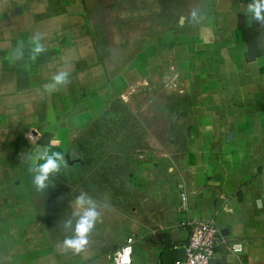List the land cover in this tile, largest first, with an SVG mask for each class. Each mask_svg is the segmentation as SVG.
Returning a JSON list of instances; mask_svg holds the SVG:
<instances>
[{"label": "crops", "instance_id": "0c3cea01", "mask_svg": "<svg viewBox=\"0 0 264 264\" xmlns=\"http://www.w3.org/2000/svg\"><path fill=\"white\" fill-rule=\"evenodd\" d=\"M248 2L0 0V264H112L130 238L132 264H170L200 220L220 233L212 264H264V27L248 31ZM59 71L69 83L47 91ZM45 147L68 166L37 192ZM81 191L107 206L74 254L58 245Z\"/></svg>", "mask_w": 264, "mask_h": 264}, {"label": "clouds", "instance_id": "9594fccd", "mask_svg": "<svg viewBox=\"0 0 264 264\" xmlns=\"http://www.w3.org/2000/svg\"><path fill=\"white\" fill-rule=\"evenodd\" d=\"M243 7V6H242ZM248 23L255 22L264 27V0H249L246 7H243ZM193 22L198 21V10L193 9L190 13ZM43 37L37 33L31 37V58L36 59L41 53L46 51L42 43ZM23 56L22 45L16 50V58ZM52 83L45 85L47 91H54L58 86H65L69 83L68 73L59 71L52 76ZM28 173L32 177V184L37 192H43L52 184L53 179L68 165L65 157L60 152L50 151L45 147L29 157ZM106 202L102 205L87 192L81 191L71 202L72 213L64 223V230L71 231L70 236L58 246L63 251H72L74 254L82 253L89 244V236L94 231L95 225L101 220V208L106 207Z\"/></svg>", "mask_w": 264, "mask_h": 264}, {"label": "built area", "instance_id": "2783aa9c", "mask_svg": "<svg viewBox=\"0 0 264 264\" xmlns=\"http://www.w3.org/2000/svg\"><path fill=\"white\" fill-rule=\"evenodd\" d=\"M31 140H35L29 135ZM182 207L186 209V197L182 198ZM220 242V233L214 221H195L191 223V235L186 244L175 250L184 248L187 253L185 261H177L174 264H212L216 250ZM233 250H242L240 242L234 243ZM133 239L117 250L112 257V264H132Z\"/></svg>", "mask_w": 264, "mask_h": 264}, {"label": "water", "instance_id": "95a60500", "mask_svg": "<svg viewBox=\"0 0 264 264\" xmlns=\"http://www.w3.org/2000/svg\"><path fill=\"white\" fill-rule=\"evenodd\" d=\"M167 258H170V264H174L177 261H185L187 259V253L184 248L171 250Z\"/></svg>", "mask_w": 264, "mask_h": 264}, {"label": "trees", "instance_id": "16d2710c", "mask_svg": "<svg viewBox=\"0 0 264 264\" xmlns=\"http://www.w3.org/2000/svg\"><path fill=\"white\" fill-rule=\"evenodd\" d=\"M257 24V23H256ZM254 25H255V23L253 22V25H252V28H250L248 31L249 32H251L252 31V29H254L253 27H254Z\"/></svg>", "mask_w": 264, "mask_h": 264}]
</instances>
